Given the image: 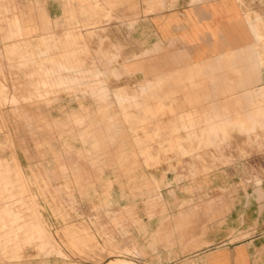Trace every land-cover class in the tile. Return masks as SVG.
Returning a JSON list of instances; mask_svg holds the SVG:
<instances>
[{"label": "rangeland", "instance_id": "1", "mask_svg": "<svg viewBox=\"0 0 264 264\" xmlns=\"http://www.w3.org/2000/svg\"><path fill=\"white\" fill-rule=\"evenodd\" d=\"M171 1L0 0V209L20 223L0 228V264H195L242 194L264 203V125L230 118L261 113L264 97L162 94L185 54L157 53L171 44L151 47L138 22ZM238 1L264 58V0ZM220 56L207 60L234 66L232 51ZM216 122L225 138L204 143L200 129ZM196 205L216 207L195 217Z\"/></svg>", "mask_w": 264, "mask_h": 264}, {"label": "crops", "instance_id": "2", "mask_svg": "<svg viewBox=\"0 0 264 264\" xmlns=\"http://www.w3.org/2000/svg\"><path fill=\"white\" fill-rule=\"evenodd\" d=\"M171 2L169 7L157 12L151 11L146 18L141 17L138 22L143 23V27L146 25L149 28L151 47L158 41L166 46L171 44L166 50L157 53L166 55L180 53L181 58L183 53L185 54V58L183 61L181 59V62L188 65L181 73L166 75L176 80L162 94L170 95L173 98L175 91H180L184 95L199 92L208 97L211 92L227 91L237 93L238 101L243 99L244 101H255L258 97H264V83L254 87V81L260 78L258 72L264 61L258 51V46L263 38L257 27L253 25V18L246 16L242 3L238 0H172ZM48 9L51 15H58V11H61L60 3L51 2L48 4ZM138 28H140L138 34H143L141 25ZM255 37L257 41L254 43ZM260 47L262 46L260 45ZM231 51L235 57L231 60L235 62L234 66H221L220 59L219 62L208 61L210 58L220 54L222 57V54ZM102 53H104L102 58L108 60L109 57L104 48H100V54ZM206 60L207 65H205L206 62H203ZM236 64L241 65V68ZM128 66L129 63H126L125 67ZM157 68L169 69L170 67L166 65ZM228 69L233 70L234 73L227 74L224 70ZM235 76L238 81H233ZM148 80V82L146 80V83L140 84V89L142 92L150 94L149 90L152 86L151 80L149 78ZM221 82H224L225 85L218 86ZM125 92L127 96L132 95L131 92ZM220 104L222 103H214L211 106L218 108ZM191 113V111H186L184 116L189 117ZM220 113L216 110L213 114L211 113L212 116L206 117L216 118ZM263 115V107L261 113L257 112L256 114L254 107H246L241 110L239 115L230 116V118H238L240 121L236 125L241 126L243 130L250 131L251 129H247L249 125H264ZM219 118H224V116ZM220 126H222L220 122H216L200 129V131H208V134L204 135V143L212 142L214 136L220 140L225 138V134H219L221 133L219 131L224 130ZM206 151L203 153L205 154ZM260 188L264 192V180ZM247 193H251V195L245 197L242 194L241 198L244 199L241 201L240 207L231 210L227 218L225 225L228 228V233L220 237L213 236L212 241L191 255L195 264H201V261L202 264H264V203L258 202L255 189H249ZM215 207L212 205L200 209L199 205H196L192 210H195L194 216L199 217L202 212H211ZM13 214L8 210L0 209V228L7 230L15 224L20 225V223H16L19 218H15ZM232 231H245L246 233L241 238L232 241L230 240ZM1 247L4 248H0V252L5 253L7 246L2 245ZM114 260L111 259L105 264ZM126 262L131 263L130 261Z\"/></svg>", "mask_w": 264, "mask_h": 264}]
</instances>
